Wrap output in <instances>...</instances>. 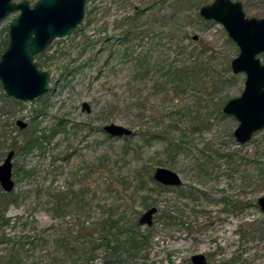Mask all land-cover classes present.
I'll use <instances>...</instances> for the list:
<instances>
[{"label": "rangeland", "instance_id": "1", "mask_svg": "<svg viewBox=\"0 0 264 264\" xmlns=\"http://www.w3.org/2000/svg\"><path fill=\"white\" fill-rule=\"evenodd\" d=\"M212 1L87 0L73 33L35 56L51 75L44 94L21 101L7 95L0 81V165L15 151V187L2 207L12 218L3 228L6 236L18 240L23 232L51 225L71 232L84 222L100 236L113 216L119 222L112 240L126 241V252L114 258L100 246L89 264H193L195 254L205 255L207 264H264V211L258 203L264 196V128L240 143L234 135L239 121L223 111L243 92L246 73L232 71L240 50L225 27L200 14ZM233 1L242 3L247 17L264 18V0ZM17 14L0 22V56ZM128 28L132 43L124 44ZM128 46L133 56L146 52L155 63L195 53L214 77L213 91L198 84L179 100L167 98L157 83L158 67L139 75L131 62L120 64L117 54L109 58ZM258 56L264 62V53ZM18 120L27 126L20 128ZM111 122L133 134L108 135L103 127ZM159 166L179 173L182 184L156 181ZM51 194L63 196L59 211ZM153 206V224H140ZM9 247L0 240L1 254ZM36 261L53 262L39 249Z\"/></svg>", "mask_w": 264, "mask_h": 264}, {"label": "water", "instance_id": "2", "mask_svg": "<svg viewBox=\"0 0 264 264\" xmlns=\"http://www.w3.org/2000/svg\"><path fill=\"white\" fill-rule=\"evenodd\" d=\"M87 0H0V22L13 12L18 14L9 25V42L0 56V81L7 95L21 101H31L44 94L51 83L49 72L42 70L35 56L44 52L55 38L65 37L81 24ZM207 20L220 22L230 38L238 45L239 54L232 60L234 73H246L245 87L240 96L231 98L223 107L224 113L235 117L239 125L234 135L240 143L251 139L264 128V63L258 56L264 53V18L247 17L242 3L233 0H213L200 8ZM197 38V37H195ZM83 110L91 112L88 102ZM25 128L27 123L18 120ZM103 130L110 136H131L133 130L115 122ZM11 150L0 165V186L4 192L15 187ZM156 181L168 186H180L182 179L174 170L159 166L154 171ZM264 211V196L258 199ZM158 208L153 206L142 213L140 224H153ZM193 264H207L205 255L191 257Z\"/></svg>", "mask_w": 264, "mask_h": 264}, {"label": "trees", "instance_id": "3", "mask_svg": "<svg viewBox=\"0 0 264 264\" xmlns=\"http://www.w3.org/2000/svg\"><path fill=\"white\" fill-rule=\"evenodd\" d=\"M123 34V43H132V30L130 28L125 29ZM8 38L7 36L4 49L8 45ZM116 54L118 57L115 56ZM191 54L194 56L195 53L191 52ZM191 54L189 58L184 60H171L166 63H159L158 61L155 63V60L151 59L146 52L133 56V52L128 46L124 50L117 51V53L113 50L110 52L109 58L114 59L115 56V58L120 59V64L124 61L131 62L132 66L137 67L138 72H141L139 75H143L144 72L148 73L158 67V86L165 87V96L174 101L181 99V94L187 92L193 85L200 84L208 91H213L212 81L214 77L209 75V68L203 61H198L197 57L194 58ZM134 97L135 95H131V98H129L131 102ZM141 116L144 117V114ZM159 128L161 132H165L168 126L162 124ZM160 137V134L156 135V138ZM78 192V190H73L72 194ZM8 194L10 193L0 190V240L6 241L10 245L4 254L0 253V264H39L36 261L37 249L41 251V255L46 261L53 260V262L46 264H54L56 259L61 260L62 264H89L96 257L100 246L106 248L109 256L114 258H121L126 252V249H123L126 241L119 238L117 239L118 243H114V239L112 240V233L110 232L116 228L113 225L119 222L113 216H109L108 220L106 219L105 222H108L109 229L100 236L95 235L96 228L92 223L89 225L84 222L79 228L71 232L57 230L54 225H51L48 229H36L37 232H23L20 239L13 240L11 237L6 236L3 230L12 221V218L6 217L2 211V207L6 205L3 200ZM9 197L11 198V195ZM50 203L53 205V210L59 211L64 205L63 196L61 194H58V196L51 194ZM133 245L135 249L138 248L137 243Z\"/></svg>", "mask_w": 264, "mask_h": 264}, {"label": "flooded vegetation", "instance_id": "4", "mask_svg": "<svg viewBox=\"0 0 264 264\" xmlns=\"http://www.w3.org/2000/svg\"><path fill=\"white\" fill-rule=\"evenodd\" d=\"M264 63V62H263Z\"/></svg>", "mask_w": 264, "mask_h": 264}]
</instances>
